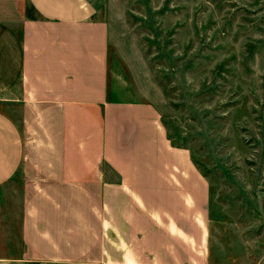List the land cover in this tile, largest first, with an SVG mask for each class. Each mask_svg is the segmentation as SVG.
<instances>
[{"label":"crops","instance_id":"crops-1","mask_svg":"<svg viewBox=\"0 0 264 264\" xmlns=\"http://www.w3.org/2000/svg\"><path fill=\"white\" fill-rule=\"evenodd\" d=\"M104 3L0 0V264L208 263L168 206L205 204L186 150L153 102L113 99Z\"/></svg>","mask_w":264,"mask_h":264},{"label":"rangeland","instance_id":"rangeland-1","mask_svg":"<svg viewBox=\"0 0 264 264\" xmlns=\"http://www.w3.org/2000/svg\"><path fill=\"white\" fill-rule=\"evenodd\" d=\"M98 18L113 99L153 102L166 142L189 156L205 204L168 206L198 223L193 253L264 264V0H105Z\"/></svg>","mask_w":264,"mask_h":264}]
</instances>
